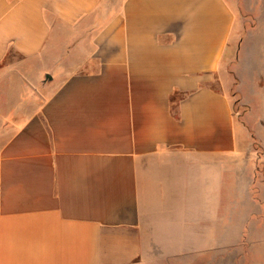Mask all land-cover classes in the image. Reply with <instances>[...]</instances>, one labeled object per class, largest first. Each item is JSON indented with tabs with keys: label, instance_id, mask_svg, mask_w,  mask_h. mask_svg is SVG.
<instances>
[{
	"label": "crops",
	"instance_id": "0c3cea01",
	"mask_svg": "<svg viewBox=\"0 0 264 264\" xmlns=\"http://www.w3.org/2000/svg\"><path fill=\"white\" fill-rule=\"evenodd\" d=\"M235 20L228 0H0V264H237L244 239L264 246L235 164Z\"/></svg>",
	"mask_w": 264,
	"mask_h": 264
},
{
	"label": "rangeland",
	"instance_id": "374dc122",
	"mask_svg": "<svg viewBox=\"0 0 264 264\" xmlns=\"http://www.w3.org/2000/svg\"><path fill=\"white\" fill-rule=\"evenodd\" d=\"M235 11L236 20L224 62L230 80H236L238 72L246 76L249 86L245 92L248 103L231 91L235 122L238 168L248 169L240 175L245 182L253 179L255 191V229L253 239L264 235L262 228V205L264 191V0H228ZM10 57L7 61L18 60ZM218 88L219 85L214 84ZM252 231V230H251ZM244 243L235 247L233 255L237 264H263L264 246ZM237 252H236V251Z\"/></svg>",
	"mask_w": 264,
	"mask_h": 264
}]
</instances>
